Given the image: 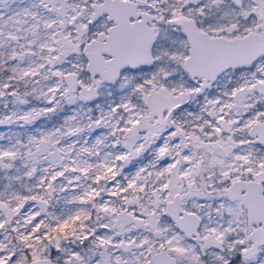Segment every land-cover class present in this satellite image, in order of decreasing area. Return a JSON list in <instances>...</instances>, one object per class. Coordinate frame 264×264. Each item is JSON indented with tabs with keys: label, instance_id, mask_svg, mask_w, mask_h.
<instances>
[{
	"label": "snow or ice",
	"instance_id": "obj_1",
	"mask_svg": "<svg viewBox=\"0 0 264 264\" xmlns=\"http://www.w3.org/2000/svg\"><path fill=\"white\" fill-rule=\"evenodd\" d=\"M0 264H264V0H0Z\"/></svg>",
	"mask_w": 264,
	"mask_h": 264
}]
</instances>
